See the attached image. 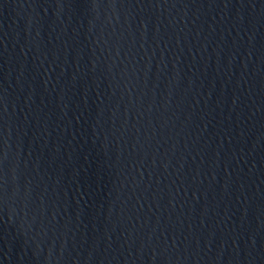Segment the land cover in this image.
<instances>
[{"label": "water", "instance_id": "95a60500", "mask_svg": "<svg viewBox=\"0 0 264 264\" xmlns=\"http://www.w3.org/2000/svg\"><path fill=\"white\" fill-rule=\"evenodd\" d=\"M0 264H264V0H0Z\"/></svg>", "mask_w": 264, "mask_h": 264}]
</instances>
